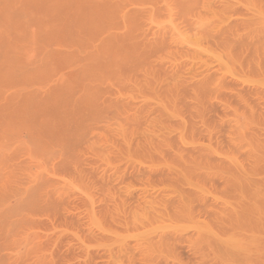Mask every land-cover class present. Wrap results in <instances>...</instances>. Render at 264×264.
<instances>
[{"label": "rangeland", "instance_id": "rangeland-1", "mask_svg": "<svg viewBox=\"0 0 264 264\" xmlns=\"http://www.w3.org/2000/svg\"><path fill=\"white\" fill-rule=\"evenodd\" d=\"M0 264H264V0H0Z\"/></svg>", "mask_w": 264, "mask_h": 264}, {"label": "bare ground", "instance_id": "bare-ground-1", "mask_svg": "<svg viewBox=\"0 0 264 264\" xmlns=\"http://www.w3.org/2000/svg\"><path fill=\"white\" fill-rule=\"evenodd\" d=\"M36 2H37V1H36ZM57 21H58V20H57ZM47 86H48V85H47ZM15 130H16V129H15ZM16 131H17V130H16ZM21 135H22V134H21ZM20 140H21V139H20ZM27 141H28V139H27ZM29 142H30V140H29ZM29 142H28V143H29ZM28 143H26V144H28ZM30 144H31V142H30ZM30 144H29V145H30ZM32 144H33V143H32ZM33 145H34V144H33ZM36 147H37V146H36ZM36 147H35V149H38V148H36ZM33 148H34V147H33ZM40 148H41V147H40ZM42 149H43V148H41V151H42ZM33 150H34V149H33ZM33 150H32V151H33ZM34 151H35V150H34ZM43 151H44V150H43ZM236 240H237V239H236Z\"/></svg>", "mask_w": 264, "mask_h": 264}]
</instances>
